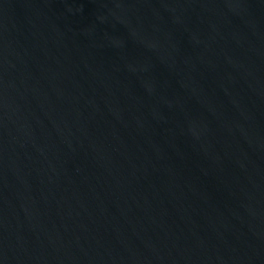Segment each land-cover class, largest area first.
Here are the masks:
<instances>
[{
	"label": "water",
	"instance_id": "95a60500",
	"mask_svg": "<svg viewBox=\"0 0 264 264\" xmlns=\"http://www.w3.org/2000/svg\"><path fill=\"white\" fill-rule=\"evenodd\" d=\"M0 264H264V0H0Z\"/></svg>",
	"mask_w": 264,
	"mask_h": 264
}]
</instances>
